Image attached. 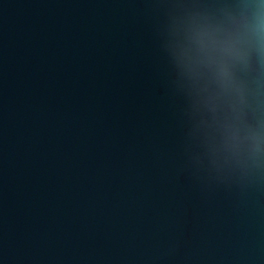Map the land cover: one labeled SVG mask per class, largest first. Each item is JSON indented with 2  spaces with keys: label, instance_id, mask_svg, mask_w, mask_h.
<instances>
[{
  "label": "water",
  "instance_id": "95a60500",
  "mask_svg": "<svg viewBox=\"0 0 264 264\" xmlns=\"http://www.w3.org/2000/svg\"><path fill=\"white\" fill-rule=\"evenodd\" d=\"M261 3L0 0V264H264V59L180 58Z\"/></svg>",
  "mask_w": 264,
  "mask_h": 264
},
{
  "label": "clouds",
  "instance_id": "9594fccd",
  "mask_svg": "<svg viewBox=\"0 0 264 264\" xmlns=\"http://www.w3.org/2000/svg\"><path fill=\"white\" fill-rule=\"evenodd\" d=\"M255 41L256 50L264 59V3L258 5V10L254 14V23L242 25V30L227 32L221 39L212 37L207 32L197 33L198 58L194 61L191 56H187L183 51L180 53L181 62L184 64L188 74L195 79L197 73L194 71L193 63H203L209 67H214V78L219 87L228 92H235L239 97V103L244 104L242 86L234 78L231 71V63L247 64V51L245 46ZM236 111V107L233 106ZM228 130L227 143L229 150L240 163V146L243 140L250 139L251 155L255 157L261 151L260 138L255 133H249L242 137L239 129L230 125L225 126Z\"/></svg>",
  "mask_w": 264,
  "mask_h": 264
}]
</instances>
